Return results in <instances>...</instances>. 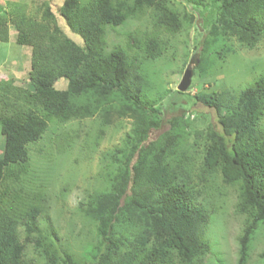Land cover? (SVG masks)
<instances>
[{
    "label": "trees",
    "instance_id": "1",
    "mask_svg": "<svg viewBox=\"0 0 264 264\" xmlns=\"http://www.w3.org/2000/svg\"><path fill=\"white\" fill-rule=\"evenodd\" d=\"M183 1L198 11L205 31L194 44L193 76L214 75L234 41L253 49L264 40V0ZM173 3L62 0L54 12L43 0L30 13L22 6L6 12L0 4V43L10 41L12 28L13 43L31 51L26 86L0 79V264H201L210 250L202 240L204 206L220 193L210 179L215 174L236 191L234 212L243 216L236 264L248 263L255 230L264 225V131L257 127L264 75L236 94L195 93L218 126L195 131L200 142H187L191 121L183 113L150 140L168 93L150 64L169 50L176 58L169 38L194 22L192 12ZM138 17L149 25L108 39ZM64 23L81 44L66 35ZM93 116L102 127L122 118L130 127L119 146L102 154L95 185L77 204L82 228L72 248L60 242L43 188L25 186L27 144L42 137L51 119ZM190 147L201 151L199 163ZM259 257L264 261V249Z\"/></svg>",
    "mask_w": 264,
    "mask_h": 264
},
{
    "label": "rangeland",
    "instance_id": "2",
    "mask_svg": "<svg viewBox=\"0 0 264 264\" xmlns=\"http://www.w3.org/2000/svg\"><path fill=\"white\" fill-rule=\"evenodd\" d=\"M41 1L43 0H0V4L6 12L22 6L23 11L30 13ZM47 1L54 12L58 3L62 2ZM79 1L85 3V0ZM173 2L178 11L192 12L194 22L177 35L170 36L171 48L176 51V58L171 57L169 50L164 57L150 64V70L154 69L157 72L155 80L158 87L167 90L168 93L160 104L163 122L158 129L149 133V139H155L167 129V120L171 116L183 113L191 121L188 129L190 136L187 138L190 144L193 140L197 142L202 140L195 136V131L205 130L209 124L218 127L214 110L196 102L195 93L203 88L206 92L226 89L236 94L246 85L252 84L259 75H264V40L253 49L241 48L234 41V51L224 61H219L214 75L199 78L191 74L188 87L181 94H175L184 70L189 68L192 73L195 64L193 58L197 57L194 44L203 39L205 31L202 18L193 6L183 0ZM58 22L63 24L59 18ZM147 25H149L147 17H138L127 26L109 31L108 39L112 41L124 31L145 28ZM64 29L68 37L81 44V38L70 32L65 23ZM9 32L10 41L0 43V79H10L15 85L26 86L30 69V47L17 46L13 43L16 32L12 28ZM172 99L176 103L170 105L171 102L168 100ZM96 117L75 119L66 123L51 119L42 137L27 144L30 170L26 175L28 184L25 186L43 188L48 198L49 218L55 226L60 242L63 246L69 245L72 248L78 245L77 238L82 228L77 204L83 199L86 191L95 185L101 170L102 154L119 146L123 135L130 127L127 118L114 119L111 124L102 127ZM257 127L264 131V115ZM95 137L96 144L93 143ZM2 147L3 136L0 134V151ZM190 150H196L194 154L197 156L196 162L199 163L201 151L196 147H190ZM210 179L220 193L215 194L204 206L208 219L203 228L202 240L208 244L210 250L201 264H236L237 238L243 226V216L234 212L236 191L231 186L223 185L217 174ZM263 249L264 225L255 230L247 264H264L259 257ZM28 255L36 258L31 251Z\"/></svg>",
    "mask_w": 264,
    "mask_h": 264
},
{
    "label": "water",
    "instance_id": "3",
    "mask_svg": "<svg viewBox=\"0 0 264 264\" xmlns=\"http://www.w3.org/2000/svg\"><path fill=\"white\" fill-rule=\"evenodd\" d=\"M191 70L189 68H186L182 74V77L177 84V90L184 91L188 85L190 84V77H191Z\"/></svg>",
    "mask_w": 264,
    "mask_h": 264
}]
</instances>
